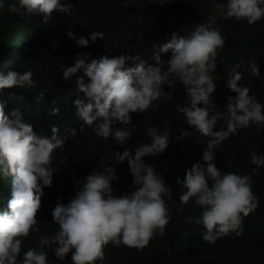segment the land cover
<instances>
[{
	"label": "clouds",
	"instance_id": "obj_1",
	"mask_svg": "<svg viewBox=\"0 0 264 264\" xmlns=\"http://www.w3.org/2000/svg\"><path fill=\"white\" fill-rule=\"evenodd\" d=\"M214 6L224 18H235L253 24L264 18V0H214ZM24 15H40L48 23L53 12L72 16L75 7L71 0H0V9ZM65 35L78 47L87 48L90 42L103 40L102 31L92 30L87 37L70 28ZM227 37L210 17L194 27L182 26L172 31L165 42L154 44L152 59L147 63L138 55H102L89 60V53H76L74 63L61 65L64 80L78 70L82 75L75 80L77 98L73 101L76 115L97 137H109L123 151L114 150L102 170L93 169L81 179L72 177L76 192L67 203L57 198L51 209L52 222L58 229L51 235L35 237L38 247L21 245L29 233L39 231L36 214L41 207L43 189L50 187L54 170L53 153L62 149L64 138L59 127L51 125V135H38L30 123L23 120L18 109L5 114V102L0 101V178L10 179V195L6 207L0 208V264H48L46 247H51L55 258L64 261L70 253L72 264H96L104 256L103 248L109 242L142 248L155 235H163L170 219L167 200L172 199L171 186L152 163L144 157L165 152L170 143L168 127L161 131L156 125L146 129L148 143L136 141V146L124 147L133 132L124 127L132 122L130 113H144L153 103L172 99L170 91L180 82L185 93L184 102L177 103L176 111L183 114L187 128L180 129L178 140L191 138L192 131L208 139L202 149L201 160L185 169L184 178L176 183L184 190L179 200L187 203L194 198L199 206L195 219L201 226V238L209 243L230 231L239 235L243 231V217L257 207L252 191L253 180L264 154L249 151L250 163L256 165L250 173L226 171L215 163V151L223 141L235 135L238 129L264 127V104L256 99L248 85L240 84L242 67L250 69L252 76L260 74L256 62L245 65L237 60L228 70L225 86L234 93L227 95L224 109L216 107L214 92L217 81L213 73L217 67V50L224 47ZM169 53L166 60L161 55ZM131 62V66L127 62ZM38 81L32 71L0 72V90L20 87L32 88ZM83 94L81 96L80 94ZM43 95V94H41ZM59 108L51 109L52 114ZM11 117V118H10ZM223 126L216 128L217 122ZM121 126H117V124ZM75 134V130H71ZM63 162L64 157H60ZM127 161L132 175L129 191L114 195L112 182L119 177L114 165Z\"/></svg>",
	"mask_w": 264,
	"mask_h": 264
},
{
	"label": "trees",
	"instance_id": "obj_2",
	"mask_svg": "<svg viewBox=\"0 0 264 264\" xmlns=\"http://www.w3.org/2000/svg\"><path fill=\"white\" fill-rule=\"evenodd\" d=\"M129 0H71L75 7L73 15L53 12L48 23H42L40 15L20 16L0 9V72L26 71L31 69L32 79L38 81L32 88H6L0 90V101L5 102V114L18 109L23 120L30 123L38 135H51V125L59 127V136L64 138L62 149L53 153L51 167L54 170L52 184L43 189L41 207L37 211L39 231L29 233L21 245V253L27 247H38L39 240L35 237L51 235L58 225L52 222L51 209L60 198L62 203L74 196L77 185L72 179L83 178L93 169L102 170L109 162L108 158L116 150L123 148L111 139L97 137L87 126L81 128L82 121L76 115L73 101L77 98L75 80L81 76L78 70L69 80H64L61 65L74 63L76 53H89V60L102 55L114 56L121 53L138 55L149 64L154 63L153 45L165 42L172 31H179L182 26L194 27L196 23H205L210 17L227 37L223 48L217 50L214 79L217 88L214 92L216 107L224 109L227 95L234 93L225 86L228 70L242 59L245 65L256 62L260 74L252 76L250 69L242 67L243 77L240 84L248 85L256 99L264 104V18L253 24L235 18H224L213 13L219 11L214 0H192V9H185L178 19V25L169 28L158 16H140L133 13L134 7L127 5ZM8 0H5L7 3ZM68 2V0H65ZM223 3L224 0H219ZM70 28L78 35L87 37L92 30L102 31L103 40L90 42L87 48L78 47L74 40L65 35ZM167 36H165V34ZM169 53L161 55L166 60ZM131 66V62H127ZM170 91L172 99L160 98L144 113L133 112L132 122L124 125L132 130L133 135L124 147H135L136 141L150 142L146 129L156 125L158 130L168 127L170 143L164 153L157 156H146V163H152L155 170L165 177L171 186L172 199L167 200L171 209L170 219L165 226L163 235H155L142 248L126 245L114 246L109 242L103 248L102 260L96 264H264V165H261L252 176V191L257 197V207L243 217V231L237 235L229 232L209 243L201 238V226L190 221L195 219L199 206L194 198L187 203L179 200L184 189L176 183V177L184 178L185 169L201 160L202 149L206 136L195 130L191 138L178 140L180 129L187 128L182 113L176 111V104L184 102V94L175 82ZM43 94V95H41ZM83 96V94H80ZM59 108L52 114L51 109ZM11 118V117H10ZM119 125V123L117 124ZM223 126L218 121L216 128ZM71 130H75L72 134ZM257 155L264 154V127L255 126L238 129L215 151L216 166L222 170L250 173L256 165L250 163L249 151ZM64 160L61 162L60 157ZM117 181L112 182L114 195L129 191L132 175L127 161L114 165ZM10 177L0 178V208L6 207L10 195ZM48 264H72L70 253L64 261L55 258L52 248L46 247Z\"/></svg>",
	"mask_w": 264,
	"mask_h": 264
},
{
	"label": "rangeland",
	"instance_id": "obj_3",
	"mask_svg": "<svg viewBox=\"0 0 264 264\" xmlns=\"http://www.w3.org/2000/svg\"><path fill=\"white\" fill-rule=\"evenodd\" d=\"M127 5H131L135 13V16H158L161 21L164 22L169 28L178 25V19L182 16L185 9H192V0H129ZM214 17L217 18L220 14L219 11L213 13ZM168 33L165 34L167 36ZM215 73H213L214 78ZM179 88L182 90L183 87L178 82Z\"/></svg>",
	"mask_w": 264,
	"mask_h": 264
}]
</instances>
